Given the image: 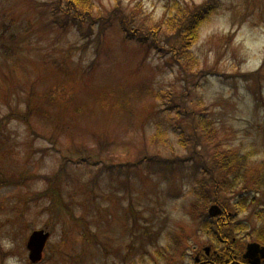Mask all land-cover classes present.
I'll use <instances>...</instances> for the list:
<instances>
[{"label":"rangeland","instance_id":"rangeland-1","mask_svg":"<svg viewBox=\"0 0 264 264\" xmlns=\"http://www.w3.org/2000/svg\"><path fill=\"white\" fill-rule=\"evenodd\" d=\"M46 1L0 0V244L10 251L4 258L0 252V264H142V257L168 245L182 229L183 245L194 256L205 254L204 246L215 242L189 213L195 195L188 170L176 174L180 170L169 165L158 171L148 161L135 164L156 149L166 153L148 142L157 122L166 121L156 93L172 83L178 87L183 75L166 63L169 57L126 38L115 17L104 30L83 25L85 37L74 25L62 29ZM94 1L93 17L120 4L131 20L130 10L140 3L157 20L169 0ZM160 34L166 40L170 31L164 27ZM3 46L13 52L1 54ZM195 50L203 69L214 70L195 94L204 97L218 135L225 146L259 149L252 164H264V68L259 77L241 76L263 63L264 0H222ZM98 125L104 143L110 139L106 147L99 144ZM164 127L169 142L185 152L176 130ZM80 146L91 153L104 150L101 155L116 162L134 161L131 174L100 173L101 161L94 159L71 160L57 188L51 180L62 163L59 150L75 157ZM9 178L17 181L3 182ZM53 188L59 197L41 194ZM253 209L239 214L248 219L249 231L258 223ZM41 228L51 234L42 260L31 263L26 242ZM189 235L193 249L185 240ZM239 235V246L251 239L247 230ZM182 261L178 255L172 260Z\"/></svg>","mask_w":264,"mask_h":264},{"label":"trees","instance_id":"trees-1","mask_svg":"<svg viewBox=\"0 0 264 264\" xmlns=\"http://www.w3.org/2000/svg\"><path fill=\"white\" fill-rule=\"evenodd\" d=\"M193 3L185 0L166 1L164 14L157 20L151 18L150 12L144 13L145 10L143 11L139 3L135 11L130 10L131 20H129L125 8L121 9L120 4H117L119 6L117 9H115L116 6L111 9L106 16L97 14L93 17L91 10L95 5L94 0H49L45 2L46 5L50 4L52 18L62 29L68 25H74L78 27V30L82 29L80 32L85 37L89 35V31H85L83 25H92L93 28L100 26L104 30V27L111 25L112 18L115 17L121 30L126 34V38H136L139 41L138 44L147 48L148 52L155 50L161 56L169 57L167 64L177 66L179 74L183 75L180 78L182 83L178 87L172 83L171 88L159 90L156 93V97L162 100L161 111H166V121L165 123L157 122L156 131L148 140L150 144L161 146L169 154H163L160 149H156L151 155H140L135 164L148 161L147 167L156 168L158 171L165 170V166L169 165L173 170H180L176 174L183 173L185 169L188 170L194 182L192 193L195 195L190 202L189 213L193 220L199 221L200 230L214 239L215 248L221 254L213 258L215 264H229L239 248L240 232L244 233L247 230L250 237L258 236L264 239V164L260 166L252 164L259 152L257 148L242 151L231 145L225 146V139L218 135L216 120L211 115L204 97L195 94L197 88L202 85V79L214 71L209 67L206 70L203 69L204 66L195 50V43L201 36L204 24L221 8L222 0ZM99 6L96 5L101 11ZM164 27L170 31V36L166 40L160 38L161 34L158 36ZM233 36L234 32H231L230 41ZM8 52H13V50L8 46H3L1 54ZM263 68L264 59L259 68L243 72L241 76L244 78L259 77ZM259 86L261 87L260 84ZM23 115V118L27 120V113ZM2 121L1 119L0 122ZM164 125L176 130L177 142L185 152L177 151L176 147L169 142ZM100 128L98 125L97 133H95L99 144H104L106 147L110 139L105 137L104 143L100 138L102 135ZM49 139L55 147L56 142L52 138ZM59 151L62 157L59 174L51 180L57 188L59 186L57 180L59 176H62L60 172L63 168L66 169V165L71 160L80 163L89 162L90 159L96 162L101 161L100 173L113 172L114 169H118V172H124L126 177L131 174L130 167L134 162L131 160L116 162L112 157L104 158L101 155L104 150L91 153L84 146L78 148L75 157L72 153H64L62 149ZM100 173L94 175V180L98 179ZM34 177L39 178V175ZM41 178L44 177L41 176ZM45 178L50 180L49 177ZM0 181H2L1 178ZM14 181L17 179L9 178L3 182ZM57 188H53L51 194H41L59 197L60 192ZM259 194H263L262 199L258 197ZM213 202L219 203L224 208L222 215L212 217L208 214V206ZM250 207H254L252 215L258 220L251 231H249L248 219L239 217V214ZM185 232L182 229L180 233L174 234L172 242L168 245L160 246L149 256L142 257V264H206L207 257L203 255L201 262H196L193 252L183 245L185 237L182 233ZM187 235L186 233L185 236ZM189 237L191 236L185 239L187 243H189ZM190 246L194 248L191 244ZM0 252L4 257L5 253L10 251L4 250L0 245ZM174 255L182 257L183 261L173 263Z\"/></svg>","mask_w":264,"mask_h":264},{"label":"water","instance_id":"water-1","mask_svg":"<svg viewBox=\"0 0 264 264\" xmlns=\"http://www.w3.org/2000/svg\"><path fill=\"white\" fill-rule=\"evenodd\" d=\"M221 212L222 208L218 204H213L209 208V213L212 216L218 215ZM49 235L50 232L44 229L34 230L30 234L27 242V247L29 249V257L32 261L36 262L42 258L43 249L45 247ZM209 248V246L205 247L207 251H209ZM259 251H261V255L264 256V246H261L258 242H249L247 244V249L244 253V256L251 258L250 261L254 263V258L257 256Z\"/></svg>","mask_w":264,"mask_h":264},{"label":"flooded vegetation","instance_id":"flooded-vegetation-1","mask_svg":"<svg viewBox=\"0 0 264 264\" xmlns=\"http://www.w3.org/2000/svg\"><path fill=\"white\" fill-rule=\"evenodd\" d=\"M198 260H200V258ZM206 264H215V262L213 261V259L209 258L206 260ZM238 264H248V263L245 260H240L238 261ZM260 264H264V258L260 260Z\"/></svg>","mask_w":264,"mask_h":264}]
</instances>
